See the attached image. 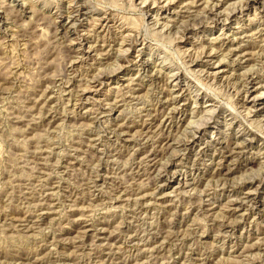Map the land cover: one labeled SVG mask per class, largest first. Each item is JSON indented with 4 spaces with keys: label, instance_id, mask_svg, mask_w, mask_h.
Masks as SVG:
<instances>
[{
    "label": "rangeland",
    "instance_id": "374dc122",
    "mask_svg": "<svg viewBox=\"0 0 264 264\" xmlns=\"http://www.w3.org/2000/svg\"><path fill=\"white\" fill-rule=\"evenodd\" d=\"M0 264H264V0H0Z\"/></svg>",
    "mask_w": 264,
    "mask_h": 264
},
{
    "label": "bare ground",
    "instance_id": "6f19581e",
    "mask_svg": "<svg viewBox=\"0 0 264 264\" xmlns=\"http://www.w3.org/2000/svg\"><path fill=\"white\" fill-rule=\"evenodd\" d=\"M195 24V23H194ZM249 56V55H248ZM250 84H252V82L250 83ZM246 86V85H245ZM250 86V85H249ZM248 89V88H247ZM246 92V91H245ZM171 103V102H170ZM164 106V105H163ZM168 106V105H167ZM167 108V107H166ZM166 111V110H165ZM164 112V111H163ZM155 113V112H154ZM161 113V112H160ZM148 117V116H147ZM154 119V118H153ZM199 128V127H198ZM163 137V136H162ZM156 141V140H155ZM193 144H194V142H193ZM230 152L232 153V155H233V151H232V149L230 150ZM157 153H158V151H157ZM155 154V153H154ZM143 155V154H142ZM144 155H145V153H144ZM144 157V156H143ZM148 158V157H147ZM147 158H146V160H147ZM149 158L151 159H149L148 161H151V162H154V161H156V159L158 158H156V157H154V155H151V156H149ZM155 164H156V162H155ZM155 166V165H154ZM153 169V168H152ZM217 175H222V172H220L219 171V173L217 174ZM166 177V176H165Z\"/></svg>",
    "mask_w": 264,
    "mask_h": 264
}]
</instances>
